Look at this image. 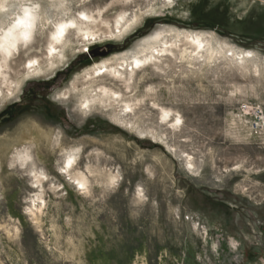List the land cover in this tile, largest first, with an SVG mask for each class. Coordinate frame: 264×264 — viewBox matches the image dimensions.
Returning <instances> with one entry per match:
<instances>
[{"label": "rangeland", "instance_id": "obj_1", "mask_svg": "<svg viewBox=\"0 0 264 264\" xmlns=\"http://www.w3.org/2000/svg\"><path fill=\"white\" fill-rule=\"evenodd\" d=\"M0 4V27L23 6L39 14L33 41L0 79V264H264V123L242 111L264 113L263 0ZM80 12L97 19V40L71 33L64 61L51 67L52 32ZM121 15L132 24L123 36ZM168 29L202 33L217 52L208 58L181 43L129 82L85 78ZM30 60L43 72L28 73ZM103 87L118 102L80 107L86 90ZM163 110L180 118L178 129ZM72 150L79 157L68 176L61 169ZM25 151L27 168L16 160ZM71 177L85 178L86 189Z\"/></svg>", "mask_w": 264, "mask_h": 264}, {"label": "bare ground", "instance_id": "obj_2", "mask_svg": "<svg viewBox=\"0 0 264 264\" xmlns=\"http://www.w3.org/2000/svg\"><path fill=\"white\" fill-rule=\"evenodd\" d=\"M6 7V5L0 4V12L5 10ZM100 13L101 12H99V15ZM79 15L80 18L76 17L71 18L68 21L59 22L56 25L54 32H52L47 51V60L49 61L51 67L54 65L55 59L64 61L65 56L63 52L60 51V45H62V47L67 45L68 37L71 33L75 32L79 40L84 43H91L93 40H97L98 32L94 31V29L98 26L97 19L85 12H80ZM38 19L39 14H37L36 8L34 6H23L21 8V13L16 16L10 25L7 27H0V79L6 80V73L4 72L6 64L11 57L19 53L21 45L28 46L33 41L35 30L37 29ZM115 26L119 35L123 36L131 29L132 24L130 21L126 20L125 15H121L116 20ZM107 28L110 29L108 25ZM167 32H174V34L170 35L169 38V36L165 34ZM181 43L183 46H190L193 49V52L198 53V55L206 53L208 58H212L217 52L211 45H205V41L202 39V33H190L186 31L182 32L168 29L155 32L154 35L147 38L144 43L140 45V50L138 52L127 53L123 57L121 56V63H116L113 65L109 60H106L101 65H97L96 67L94 66L95 68H93L92 73H86L85 78H88L91 82H95L97 79L112 76L119 81L129 82L133 79L137 72L149 66L156 65L157 61L166 59L170 55L175 56L176 50L181 52V45H179ZM246 55L249 56V53ZM244 59L245 58L243 57V60ZM26 69L28 70V73L31 71L38 73L43 72V70L39 67L37 60H30L26 66ZM7 86L8 92L11 93V84L7 83ZM93 93V90L85 91L83 102L80 106L82 109L85 108L86 110H90L91 106L95 105L98 101L104 102L106 100L110 102H116V97H119L117 93H114L105 87L100 88V94L96 93L93 95ZM4 95L5 94L0 87V98H4ZM126 109L132 111V106L126 104ZM161 120L165 124H171V127L174 129L179 128L181 121L180 118H172L171 113L164 110L161 115ZM78 157V150H72L69 152L66 161L64 162V166L61 169L62 173L71 176L75 166L77 165ZM16 160L20 162L23 168H27L33 162L30 153L27 151L24 153H18ZM187 166L191 170L193 168L192 162L189 161ZM31 175H33L37 180V184L41 185L46 181V177H42V175L35 170L31 171ZM71 179L77 183V186L81 190L86 189L87 181L85 178L71 177ZM81 185L83 187H81Z\"/></svg>", "mask_w": 264, "mask_h": 264}, {"label": "built area", "instance_id": "obj_3", "mask_svg": "<svg viewBox=\"0 0 264 264\" xmlns=\"http://www.w3.org/2000/svg\"><path fill=\"white\" fill-rule=\"evenodd\" d=\"M242 111L245 114L250 115L254 119V121H256L257 124L264 123V113L260 107L244 105L242 106Z\"/></svg>", "mask_w": 264, "mask_h": 264}, {"label": "snow or ice", "instance_id": "obj_4", "mask_svg": "<svg viewBox=\"0 0 264 264\" xmlns=\"http://www.w3.org/2000/svg\"><path fill=\"white\" fill-rule=\"evenodd\" d=\"M249 55H251V53H249ZM81 187H83V186L81 185Z\"/></svg>", "mask_w": 264, "mask_h": 264}, {"label": "crops", "instance_id": "obj_5", "mask_svg": "<svg viewBox=\"0 0 264 264\" xmlns=\"http://www.w3.org/2000/svg\"><path fill=\"white\" fill-rule=\"evenodd\" d=\"M264 1V0H263Z\"/></svg>", "mask_w": 264, "mask_h": 264}]
</instances>
